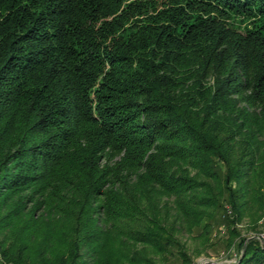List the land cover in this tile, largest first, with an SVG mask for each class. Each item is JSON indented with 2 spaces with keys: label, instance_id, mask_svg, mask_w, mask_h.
Instances as JSON below:
<instances>
[{
  "label": "trees",
  "instance_id": "obj_1",
  "mask_svg": "<svg viewBox=\"0 0 264 264\" xmlns=\"http://www.w3.org/2000/svg\"><path fill=\"white\" fill-rule=\"evenodd\" d=\"M263 215L264 0H0V264H264Z\"/></svg>",
  "mask_w": 264,
  "mask_h": 264
},
{
  "label": "rangeland",
  "instance_id": "obj_2",
  "mask_svg": "<svg viewBox=\"0 0 264 264\" xmlns=\"http://www.w3.org/2000/svg\"><path fill=\"white\" fill-rule=\"evenodd\" d=\"M253 223V222H252ZM250 217L246 216L244 220L237 225L241 230V235L249 240L252 236H262L264 234V215L258 222L260 231H254L250 227L252 225ZM209 241L200 240V238H191L188 234L182 236V240L186 242L188 254L192 257L190 264H235L241 249L238 248L240 238L237 237L235 242L228 245L229 230L223 223L213 227L209 234ZM200 253H196L197 250ZM170 264H181L182 259L178 256L172 259ZM163 264V263H159Z\"/></svg>",
  "mask_w": 264,
  "mask_h": 264
},
{
  "label": "built area",
  "instance_id": "obj_3",
  "mask_svg": "<svg viewBox=\"0 0 264 264\" xmlns=\"http://www.w3.org/2000/svg\"><path fill=\"white\" fill-rule=\"evenodd\" d=\"M261 237V239L264 241V234H262V236H260Z\"/></svg>",
  "mask_w": 264,
  "mask_h": 264
},
{
  "label": "water",
  "instance_id": "obj_4",
  "mask_svg": "<svg viewBox=\"0 0 264 264\" xmlns=\"http://www.w3.org/2000/svg\"><path fill=\"white\" fill-rule=\"evenodd\" d=\"M243 253H244V251H243Z\"/></svg>",
  "mask_w": 264,
  "mask_h": 264
}]
</instances>
